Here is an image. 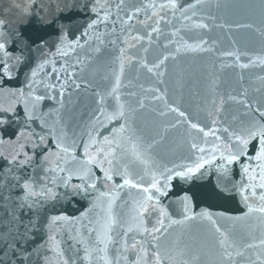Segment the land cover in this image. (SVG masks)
<instances>
[{"label": "snow or ice", "instance_id": "6c2138e0", "mask_svg": "<svg viewBox=\"0 0 264 264\" xmlns=\"http://www.w3.org/2000/svg\"><path fill=\"white\" fill-rule=\"evenodd\" d=\"M190 53L264 73V0H0V264H264V89L217 77L185 110L164 77ZM191 188L242 215L195 212Z\"/></svg>", "mask_w": 264, "mask_h": 264}, {"label": "water", "instance_id": "95a60500", "mask_svg": "<svg viewBox=\"0 0 264 264\" xmlns=\"http://www.w3.org/2000/svg\"><path fill=\"white\" fill-rule=\"evenodd\" d=\"M16 2L21 5L28 4L29 0H16ZM224 50H232L230 42L225 41L223 44ZM260 45L259 43L253 46V52L259 53ZM218 51H220L218 49ZM158 53L154 50L149 53L148 59L152 60ZM255 59L256 56L254 55ZM223 63H234V60H230L227 57L223 58ZM168 74L164 77L167 82L168 87V96L167 99L169 101H174L179 98L181 92L183 93L184 102L181 104V107L185 110H189L195 112V105L197 102L203 103L202 97L208 94V86L210 81H214L215 78H219L221 88L225 91L236 89L237 91L242 90L243 88H248L252 95H256L254 91L256 88L264 89V80L261 77H264V73L260 72V69L257 68H249L247 70H242L238 67H224L220 59H218L216 54L212 53H204V54H195L190 53L185 56H181L177 61H169L168 65ZM134 73L132 71H126L124 80L127 82L128 79L132 78ZM241 76L243 79L241 80ZM141 81L145 83H152L151 81H146L144 77H141ZM227 81V83H224ZM182 85V88H181ZM161 89L165 86L160 85ZM139 90V89H137ZM198 90L200 92V96L196 97L193 95V92ZM10 103L14 104L15 101L11 100L7 96L0 95V105L8 106ZM160 107H163V101L158 102ZM22 106L20 107V111L22 112ZM2 115V114H0ZM175 117V114H173ZM178 118V117H175ZM15 129V124L7 129V131L0 133L3 135L5 141H15V136L11 135V133ZM15 150L14 145L12 143L0 144V153H6L11 155ZM27 151L31 153V147H28ZM6 161L0 158V165L5 164ZM215 182L213 178V183ZM177 185V188L170 192L167 197H162V203L166 207H171L173 213L176 211V201L179 196H182L184 193L180 191V188H189L190 185L184 184L180 181H174ZM103 187V185H101ZM191 192H195L196 199L194 202L190 203V207L195 212H200L202 210L208 209L212 212L213 215L223 212L228 216H239L242 215L243 206L238 203H229L223 204L222 202L216 201L208 195L202 194V191L197 188H191ZM70 212L75 211V206L69 209ZM179 218V217H177ZM222 224L223 220L220 221ZM210 227L207 223L200 225L199 228L197 226H193L192 232L195 234L197 232H201V234L206 233L207 229ZM238 228L245 227V224L237 225ZM247 228L257 237L259 238L264 232V229H261L257 220L253 218L252 220L247 222ZM182 231L180 226H176L173 229V236L178 235ZM187 239V236H186ZM260 250H255L251 254L253 258L256 257L257 253ZM201 264H209L208 257L201 258Z\"/></svg>", "mask_w": 264, "mask_h": 264}]
</instances>
